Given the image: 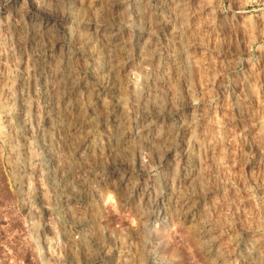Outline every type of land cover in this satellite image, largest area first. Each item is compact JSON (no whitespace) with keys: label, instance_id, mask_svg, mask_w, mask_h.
<instances>
[{"label":"rangeland","instance_id":"1","mask_svg":"<svg viewBox=\"0 0 264 264\" xmlns=\"http://www.w3.org/2000/svg\"><path fill=\"white\" fill-rule=\"evenodd\" d=\"M204 209L264 264V0H0V264H194Z\"/></svg>","mask_w":264,"mask_h":264},{"label":"clouds","instance_id":"2","mask_svg":"<svg viewBox=\"0 0 264 264\" xmlns=\"http://www.w3.org/2000/svg\"><path fill=\"white\" fill-rule=\"evenodd\" d=\"M148 171L153 177L157 175V169L154 164L149 165ZM198 182L201 184V181L199 180L198 177H193V180L189 183L187 188L184 190V193L181 196V201L177 202L176 212L178 214L181 213V210L189 211L191 209L192 205L189 203V201L192 200L197 195L196 188H197ZM145 190L147 191V186L145 187ZM164 194L165 193L161 190L159 186H157L156 184H153L152 192L149 195L151 198H158V197H163ZM204 211L206 215L201 220V225L206 226V227L196 228L195 235H193L190 238L188 245H187L188 251L190 250L189 253L191 254L194 264H199V261H197V258H196L197 252L202 251L203 246L205 244L210 243V241L212 240L218 239L220 235L225 234L227 229L231 227L230 217L224 216L223 213H221L220 216H215L214 212L216 211V209H204ZM213 231H216L218 234L211 235ZM204 232H207L209 234L208 240L202 239L201 234ZM209 264H215V260L210 261ZM233 264H235V262H233Z\"/></svg>","mask_w":264,"mask_h":264},{"label":"bare ground","instance_id":"3","mask_svg":"<svg viewBox=\"0 0 264 264\" xmlns=\"http://www.w3.org/2000/svg\"><path fill=\"white\" fill-rule=\"evenodd\" d=\"M113 37H115V36H113ZM115 40V38H112V41H114ZM7 139V138H6ZM8 142V141H7Z\"/></svg>","mask_w":264,"mask_h":264}]
</instances>
